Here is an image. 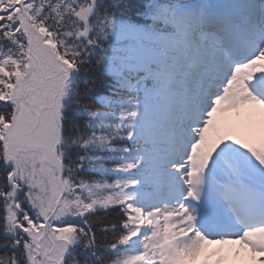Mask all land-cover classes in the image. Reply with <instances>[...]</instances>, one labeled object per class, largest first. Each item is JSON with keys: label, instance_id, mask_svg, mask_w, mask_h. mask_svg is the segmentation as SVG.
<instances>
[{"label": "snow or ice", "instance_id": "snow-or-ice-1", "mask_svg": "<svg viewBox=\"0 0 264 264\" xmlns=\"http://www.w3.org/2000/svg\"><path fill=\"white\" fill-rule=\"evenodd\" d=\"M264 264V0H0V264Z\"/></svg>", "mask_w": 264, "mask_h": 264}, {"label": "bare ground", "instance_id": "bare-ground-1", "mask_svg": "<svg viewBox=\"0 0 264 264\" xmlns=\"http://www.w3.org/2000/svg\"><path fill=\"white\" fill-rule=\"evenodd\" d=\"M237 264H238V262H237Z\"/></svg>", "mask_w": 264, "mask_h": 264}]
</instances>
